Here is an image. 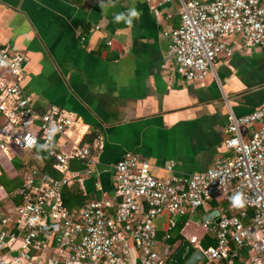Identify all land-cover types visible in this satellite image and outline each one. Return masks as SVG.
<instances>
[{"label": "built area", "instance_id": "2783aa9c", "mask_svg": "<svg viewBox=\"0 0 264 264\" xmlns=\"http://www.w3.org/2000/svg\"><path fill=\"white\" fill-rule=\"evenodd\" d=\"M173 1L180 25L163 34L173 59L171 78L203 83L218 60L233 57L235 39L244 49H264V0H156V7ZM26 65L21 53L0 48V264H170L169 248L159 251L158 220H167L166 242L176 216L216 199L226 211L206 222L216 245L201 250L198 264L231 263L242 251L244 264H264V125L253 128L264 119V106L241 117L230 112L224 146L231 156L206 171L178 176L168 162L166 176L156 179L147 161L128 153L113 167L111 194L69 210L63 191H83L85 180L98 176L104 139L73 142L71 135L82 136L73 114L57 106L35 112L24 87ZM242 128H253L248 140ZM58 139L65 144L58 146ZM39 145L60 178L30 167L21 186L8 193L1 180L19 178L9 173L14 159ZM73 161L84 168L71 169Z\"/></svg>", "mask_w": 264, "mask_h": 264}, {"label": "crops", "instance_id": "0c3cea01", "mask_svg": "<svg viewBox=\"0 0 264 264\" xmlns=\"http://www.w3.org/2000/svg\"><path fill=\"white\" fill-rule=\"evenodd\" d=\"M179 25L177 1L156 7V0H0V48L26 58L24 87L35 112L57 106L73 114L82 132L70 136L73 142L104 139L96 155L98 176L85 180L83 191L66 189L81 198L74 210L102 192L111 194L113 167L128 153L147 161L156 179L166 176L168 162L176 164L178 176L206 171L231 156L224 146L230 112L241 117L264 106V49H244L236 39L233 57L218 60L203 83L171 78L167 67L173 59L163 34ZM261 125L264 119L253 128ZM253 128H242L244 140ZM21 157L9 171L19 178L7 180L18 179L21 186L30 167L56 179L44 171L56 173L42 146ZM83 168L71 162V169ZM225 211L216 199L176 216L175 226L186 223L177 234L174 227L166 242L167 220L159 219V251L168 247L170 262L183 242L194 249L200 242L214 247L205 224ZM246 257L242 251L227 264H244Z\"/></svg>", "mask_w": 264, "mask_h": 264}, {"label": "trees", "instance_id": "16d2710c", "mask_svg": "<svg viewBox=\"0 0 264 264\" xmlns=\"http://www.w3.org/2000/svg\"><path fill=\"white\" fill-rule=\"evenodd\" d=\"M51 160H46V163L49 164ZM45 173L46 174H51L54 178H59V175L56 173H52L48 168H45ZM1 184L3 185L4 189L8 192L11 193L12 191L16 190L20 186V182L18 179H14L12 181L7 180L5 177L2 178ZM81 200L79 196L76 194L75 191H70V190H64L63 191V203L64 205L69 209L73 210V208H76L77 205H79V201L77 203V200ZM186 223V220H183L182 224L175 226V232L176 234L179 233L180 229H182L183 225Z\"/></svg>", "mask_w": 264, "mask_h": 264}, {"label": "water", "instance_id": "95a60500", "mask_svg": "<svg viewBox=\"0 0 264 264\" xmlns=\"http://www.w3.org/2000/svg\"><path fill=\"white\" fill-rule=\"evenodd\" d=\"M218 222V221H217ZM209 246L200 242V250L194 249L188 242H183L181 248L174 254L170 260V264H198L199 261L204 260V256L201 252L205 251ZM223 264H226L223 262Z\"/></svg>", "mask_w": 264, "mask_h": 264}, {"label": "rangeland", "instance_id": "374dc122", "mask_svg": "<svg viewBox=\"0 0 264 264\" xmlns=\"http://www.w3.org/2000/svg\"><path fill=\"white\" fill-rule=\"evenodd\" d=\"M16 163H18L17 161H15ZM10 174H12V173H10Z\"/></svg>", "mask_w": 264, "mask_h": 264}]
</instances>
